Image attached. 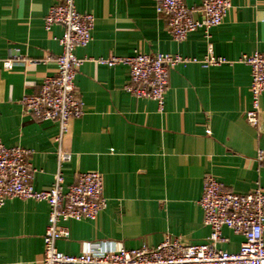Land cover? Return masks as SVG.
Instances as JSON below:
<instances>
[{"label":"crops","instance_id":"0c3cea01","mask_svg":"<svg viewBox=\"0 0 264 264\" xmlns=\"http://www.w3.org/2000/svg\"><path fill=\"white\" fill-rule=\"evenodd\" d=\"M64 1L0 0V60L20 54L27 61L13 71L0 62V139L31 152L37 190L50 188L59 170L66 186L81 173L103 176L107 207L94 221L64 224L70 237L58 241L59 251L77 256L89 245L155 248L166 236L185 245L207 243L211 230L199 205L206 176L238 194L257 183L264 190V161L256 160L264 151V95L254 127L246 119L253 109L251 71L237 63L243 55L264 53V0H230L225 22L210 30V39L199 29L184 42L173 39L153 0H76L78 12L94 16L95 26L91 43L77 51L86 60L75 81L84 113L70 121L60 144L59 125L37 120L21 100L38 95L44 79L58 71L64 28L47 31L45 17ZM184 2L198 8L204 0ZM209 43L227 63L174 67L163 112L155 101L126 91L128 66L94 61L157 52L203 60ZM59 149L71 154L61 168ZM49 217L47 202L7 201L0 208V264H43ZM223 237L219 249L240 250L241 236L225 229Z\"/></svg>","mask_w":264,"mask_h":264},{"label":"built area","instance_id":"2783aa9c","mask_svg":"<svg viewBox=\"0 0 264 264\" xmlns=\"http://www.w3.org/2000/svg\"><path fill=\"white\" fill-rule=\"evenodd\" d=\"M153 1L157 13L167 19L168 30L177 42H184L199 29H203L206 38L210 39V30L225 22L232 7L230 0H204L198 8L188 7L184 0ZM195 15H199V18ZM53 26L64 28L58 40L62 47V53L56 58L58 71L44 79L38 95L24 96L21 104L37 120L56 122L59 125L58 141L61 144L70 121L82 118L84 113L75 81L86 60L80 58L77 51L91 43L95 18L78 12L76 0H65L63 4L52 6L45 17L46 30H51ZM94 61L109 67L119 64L128 66L131 81L126 91L138 99L155 101L160 112L165 109L170 71L174 67L200 63L208 68L227 63L214 55L211 43L203 60L157 52ZM0 62L5 70L13 71L27 61L17 54ZM237 63L247 66L251 71L253 109L246 113V119L249 124L257 127L260 124V98L264 95V53L243 55ZM30 155L29 150L19 146L7 147L0 139V208L10 199L49 204L50 217L44 236L43 264H264L263 188L257 183L252 192L238 194L225 190L211 175L205 178L199 201L204 225L211 230L207 243L185 245L179 239L166 236L155 248L143 246L117 251L89 245L88 250L80 255H66L57 247L59 240L70 237V231L64 224L70 221H94L107 207L103 176L98 171L81 173L74 184L66 186L65 178L59 170L50 188L37 190L33 185L35 170L30 166ZM57 156L60 168L63 163L71 160V154L62 149H59ZM256 160L264 161L263 150L258 151ZM225 229L243 238L238 252L217 247L225 241Z\"/></svg>","mask_w":264,"mask_h":264}]
</instances>
